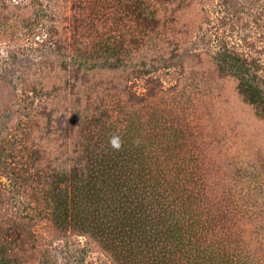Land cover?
Returning <instances> with one entry per match:
<instances>
[{
    "label": "trees",
    "instance_id": "obj_1",
    "mask_svg": "<svg viewBox=\"0 0 264 264\" xmlns=\"http://www.w3.org/2000/svg\"><path fill=\"white\" fill-rule=\"evenodd\" d=\"M211 1L0 0V43L42 39L36 59L0 68L29 100L1 115L14 148L1 155L0 264H37L66 237L111 264H264V138L224 127L211 79L164 89L156 76L207 61L264 129L254 47L192 50Z\"/></svg>",
    "mask_w": 264,
    "mask_h": 264
},
{
    "label": "rangeland",
    "instance_id": "obj_2",
    "mask_svg": "<svg viewBox=\"0 0 264 264\" xmlns=\"http://www.w3.org/2000/svg\"><path fill=\"white\" fill-rule=\"evenodd\" d=\"M205 8L208 11V16L205 20L202 19L204 21L201 28L191 41L192 50L212 53L217 50L218 42L221 40L232 47L252 45L254 47H251L252 54L259 59L261 69L264 71V0H213L207 2ZM235 10L243 13L235 16ZM41 40L35 39V44L29 42L27 46H22V42H19L20 45H14V47L0 43V68L6 69L11 66L12 58L18 57L19 54L24 59L29 57L36 59L41 51L39 43ZM189 66L190 71L185 76L179 74L177 70L161 71L156 76L162 81L164 89L180 82L182 86H188L187 89L191 90L194 80H203V77L211 79L209 83L214 85L218 93L224 96L223 100L220 101L221 96H219L212 102V109L219 114L220 122L224 127L235 128L236 135L239 125L237 123L243 120L247 125L245 135L249 139L260 141L264 138L262 124L253 117L249 108L239 102L233 91L234 83L232 81L217 79L207 61L194 62ZM35 68L36 71H33L32 74L37 75L38 67ZM19 95V92L15 93L12 85L0 83V122L2 121L1 115L6 110L20 111V114L23 115L25 111L22 109L25 108V104L29 100L24 102ZM11 141L13 140H10V143H12ZM261 142L264 143V140ZM10 143L0 145V187L9 184V180L4 174L6 164L3 163L1 155L12 151L14 146L12 147ZM262 149L264 151V147ZM40 254L37 264H111L100 253L90 251L86 240L79 237H66L55 241L52 247L42 250Z\"/></svg>",
    "mask_w": 264,
    "mask_h": 264
},
{
    "label": "clouds",
    "instance_id": "obj_3",
    "mask_svg": "<svg viewBox=\"0 0 264 264\" xmlns=\"http://www.w3.org/2000/svg\"><path fill=\"white\" fill-rule=\"evenodd\" d=\"M109 143L112 146V148L115 150H119L122 146V141L119 136H113L110 139Z\"/></svg>",
    "mask_w": 264,
    "mask_h": 264
}]
</instances>
